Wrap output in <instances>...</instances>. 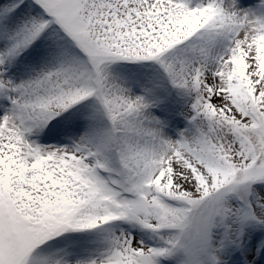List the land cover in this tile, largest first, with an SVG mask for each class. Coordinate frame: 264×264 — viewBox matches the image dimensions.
Returning <instances> with one entry per match:
<instances>
[{"label":"snow or ice","instance_id":"snow-or-ice-1","mask_svg":"<svg viewBox=\"0 0 264 264\" xmlns=\"http://www.w3.org/2000/svg\"><path fill=\"white\" fill-rule=\"evenodd\" d=\"M0 264H264V0H0Z\"/></svg>","mask_w":264,"mask_h":264}]
</instances>
